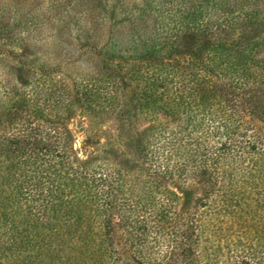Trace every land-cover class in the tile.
<instances>
[{
	"label": "trees",
	"instance_id": "trees-1",
	"mask_svg": "<svg viewBox=\"0 0 264 264\" xmlns=\"http://www.w3.org/2000/svg\"><path fill=\"white\" fill-rule=\"evenodd\" d=\"M261 29L264 0H0V264H264Z\"/></svg>",
	"mask_w": 264,
	"mask_h": 264
},
{
	"label": "rangeland",
	"instance_id": "rangeland-1",
	"mask_svg": "<svg viewBox=\"0 0 264 264\" xmlns=\"http://www.w3.org/2000/svg\"><path fill=\"white\" fill-rule=\"evenodd\" d=\"M259 35H264V29H261V31L259 32ZM19 51H21L22 53H24L27 56H31L30 50H28V48L24 45L19 48ZM262 52H264V51H262ZM132 88H133V86L127 87L126 91L124 93V97H123L124 100L130 104L134 103V101H132L133 97H134L133 92H132ZM78 113H80V111ZM157 117H158L159 122L167 121L170 119L168 116L161 114V113ZM78 119H84V118L81 116L75 118V120H76L75 123H78ZM85 120H87V119H85ZM153 125H154V121H151L150 118L142 117L140 120H138V127L140 129H142L143 131H146V129L151 128ZM69 126L74 128L77 131L76 132V143H77L76 146H80L82 143V140L84 138V134L82 133L83 131H81L82 127L79 126L78 128H75L74 127V119H70ZM84 126H86V125H84Z\"/></svg>",
	"mask_w": 264,
	"mask_h": 264
}]
</instances>
